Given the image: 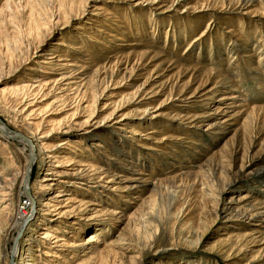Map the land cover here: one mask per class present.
Masks as SVG:
<instances>
[{
	"label": "rangeland",
	"instance_id": "1",
	"mask_svg": "<svg viewBox=\"0 0 264 264\" xmlns=\"http://www.w3.org/2000/svg\"><path fill=\"white\" fill-rule=\"evenodd\" d=\"M29 113L69 183L43 192L40 153L28 225V148L0 136V264L22 222L38 264H264V0H0V117ZM47 224L100 241L48 258Z\"/></svg>",
	"mask_w": 264,
	"mask_h": 264
},
{
	"label": "bare ground",
	"instance_id": "2",
	"mask_svg": "<svg viewBox=\"0 0 264 264\" xmlns=\"http://www.w3.org/2000/svg\"><path fill=\"white\" fill-rule=\"evenodd\" d=\"M111 14V13H110ZM102 31H104L103 29H102ZM238 35H240V33L238 34ZM200 39V37L199 38H196L195 39V41H198ZM65 44V43H64ZM102 44L103 45H107V43L106 42H102ZM69 45V47H72V45L71 44H67V46ZM108 46V45H107ZM83 47H81V49H82ZM79 50L80 52H82V50ZM43 55V54H42ZM252 55V54H251ZM53 57V56H52ZM51 57V58H52ZM56 57V56H55ZM69 64V66L71 65V66H75L76 65V63H75V60H71V63L69 62L68 63ZM70 66V67H71ZM80 68H83L82 66H80ZM74 69V68H73ZM70 75V74H69ZM68 75V76H69ZM66 76H67V74H66ZM45 86V85H44ZM34 91V90H33ZM18 94H16V95H20V93L19 92H17ZM22 93V92H21ZM47 94H49V93H45L44 95H47ZM36 95V93L35 94H32V95H30V96H35ZM43 95V96H44ZM26 94L25 95H20L19 96V101H21L20 102V104L26 99ZM1 102H2V104L6 107H11L12 108V104L10 105V102L7 100V99H1ZM18 102V101H17ZM32 102H30V104H31ZM16 106V105H15ZM14 106V107H15ZM13 107V108H14ZM85 108H89V106H86ZM149 109V107H147L146 109H145V112L147 111ZM19 113H21V114H23L24 113V109H22V110H20L19 111ZM31 113H32V110H31ZM31 113H29L28 115H26V117L23 119L22 118V120H23V122H24V125L22 126L21 124H20V126H22L20 129H18V130H14V131H12V128L8 125V124H6L3 120H2V118L0 117V136H6L7 138H9V139H14V138H16V139H18V140H20L22 143H24V145H25V147L26 148H28V154H27V156H26V162H25V164H24V167H23V170H22V172L20 173V178H21V189H20V192H22V194L23 195H25V197L27 198V200L28 201H30L31 203H30V206H28V211L24 208V209H22V211H21V213H23V214H25L26 215V217L28 216V217H30V221L28 222L27 221V223H28V225H29V223L31 222V221H35L36 219H38V220H40V217L38 216V213H39V210L40 209H38V205H37V200H38V197L36 196V193L34 192V189L32 188V178H33V176H34V165H35V163L37 162V159H38V157H39V155H40V153H43L42 154V158H44V157H50L51 158V164H49V165H47L46 167H48L47 169H44L42 172H43V174L45 175V177L42 179V182H47L45 185H42V189H43V192L46 190V191H49V189L51 188V186H56V185H58V183H69V181L68 180H66L65 179V182H63L64 181V179H61V178H63V177H65V175H68L67 174V171L65 170H63V169H59V167L61 166L60 165V163H58V162H60V158L62 157V156H60L59 154H54V155H48V152H46V151H52L51 150V148H52V146L50 147V148H47L48 146H46V144L45 143H42L41 144V142L40 143H36L35 141L36 140H34V139H36V137H38L41 133L42 134H44V132H42L43 130H42V128H41V121H39V122H37V121H31L30 120V118H31V116L33 115V114H31ZM40 113V112H39ZM35 117V116H34ZM19 126V127H20ZM47 131V130H46ZM49 132H51L50 130H49ZM53 132V131H52ZM41 134V138H46V136H43ZM48 136H50L49 135V133H47V137ZM150 146L149 145H147V147L146 148H149ZM54 148V147H53ZM24 151V150H23ZM39 152V154H38V152ZM40 151H42V152H40ZM37 153V154H36ZM63 158V157H62ZM67 158V157H66ZM68 164V163H67ZM66 164V165H67ZM70 165V164H69ZM97 168V167H96ZM93 169V168H92ZM102 170V169H101ZM100 170V171H101ZM104 170V169H103ZM103 173L105 174L106 173V175L108 174V176H109V174H110V171H103ZM18 176V177H19ZM110 176H111V174H110ZM106 177V176H105ZM60 178V179H59ZM17 179V178H16ZM102 180H103V178H101ZM109 181H111V180H109ZM122 181H124L123 179H121V182H119V183H121L120 184V186H119V188H121V190H123V191H128V190H133V189H135V186H136V184H132V183H123L122 184ZM135 182V181H134ZM2 183V182H1ZM71 183V182H70ZM0 186H2L1 184H0ZM4 188V187H3ZM138 188V187H137ZM136 188V189H137ZM4 189H6V188H4ZM41 189V190H42ZM115 189L117 190V188L115 187ZM115 189H113V191L115 190ZM6 190H8V189H6ZM131 190V191H132ZM12 191V190H11ZM5 193V192H4ZM3 194V193H2ZM1 194V195H2ZM69 194H68V192H66V189H63V187L60 189V190H58V192H56V194L54 195V196H51V197H49V198H47L46 200H48L46 203H45V206H48V208L50 209V208H52V207H54L55 205H57L56 204V202H59V203H66L67 201H69L70 199H69V197L67 198V199H64V197H67ZM8 196V195H7ZM6 196V197H7ZM61 198H63V199H61ZM4 199V198H3ZM5 200V199H4ZM8 200V199H7ZM40 200V199H39ZM1 202H3L2 200H0V203ZM5 202V201H4ZM71 202V201H70ZM69 203V202H68ZM3 204V203H2ZM118 204V203H117ZM67 205V204H66ZM66 205H59L58 207H57V209L59 210V213L60 212H64V213H67V211L65 210L64 211V209H65V207H66ZM229 209V208H228ZM55 210H56V207H55ZM19 212H20V209H19ZM2 213V212H1ZM48 214V213H47ZM13 218V217H12ZM32 218V219H31ZM117 218V217H116ZM50 220V219H49ZM2 221V220H1ZM7 221V220H6ZM7 222H9V221H7ZM11 222V221H10ZM72 224H77V222H75V221H72ZM2 225V224H1ZM12 225H14V223H12L11 224V226ZM26 225V222H22V223H20V224H18L17 225V233H18V235L14 238V245H13V255H12V260H8L7 261V264H24L22 261H24L25 260V258H28V263H26V264H38L37 262H36V257H34V254L31 252V250H32V239H31V236L30 235H28L27 233H26V231H27V227H28V225L27 226H25ZM7 226H8V223H6L4 226H2V227H0L1 228V230H3L4 231V229L6 230V228H7ZM47 228L48 229H52V230H47V231H45L42 235H41V239H43L44 241H48V242H53V244H51L49 247V249L44 253L45 254V256H47L48 258H53V257H57L58 255H57V253L59 252V251H66V250H71V249H73V250H77V251H79V250H83L84 252L86 251L87 253H91L94 249H93V245H92V241H94V240H96V241H100L99 239H98V237H97V234H96V232H93V233H90L87 237H86V239H85V241L84 242H79V241H77V242H72V241H67L66 240V238L63 236V235H57L56 233L57 232H55L54 231V228L51 226V225H49V224H47ZM82 229V228H81ZM80 229V230H81ZM79 230V231H80ZM25 234H27V235H25ZM3 235H5V234H3ZM87 249V250H86ZM23 250V251H22ZM21 251H22V253H21ZM0 254H2L1 252H0ZM21 254V256H22V258H21V260H20V262H15V258L17 257V256H19ZM26 254V256L25 257H23L24 255ZM76 255H80V254H77V253H75V255H73V256H71V258H76ZM1 256V255H0ZM14 260V261H13ZM14 262V263H13ZM25 262V261H24Z\"/></svg>",
	"mask_w": 264,
	"mask_h": 264
}]
</instances>
